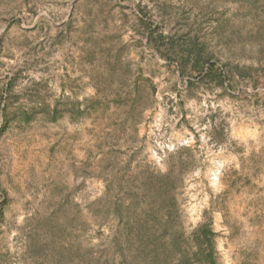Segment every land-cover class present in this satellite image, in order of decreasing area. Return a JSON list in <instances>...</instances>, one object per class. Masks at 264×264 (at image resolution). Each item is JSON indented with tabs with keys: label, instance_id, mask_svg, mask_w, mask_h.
Here are the masks:
<instances>
[{
	"label": "rangeland",
	"instance_id": "374dc122",
	"mask_svg": "<svg viewBox=\"0 0 264 264\" xmlns=\"http://www.w3.org/2000/svg\"><path fill=\"white\" fill-rule=\"evenodd\" d=\"M201 224L264 264V0H0V264H163Z\"/></svg>",
	"mask_w": 264,
	"mask_h": 264
},
{
	"label": "trees",
	"instance_id": "16d2710c",
	"mask_svg": "<svg viewBox=\"0 0 264 264\" xmlns=\"http://www.w3.org/2000/svg\"><path fill=\"white\" fill-rule=\"evenodd\" d=\"M213 237L211 228L201 224L194 228L185 239L183 235H178L170 241H164L163 264H217ZM140 247L138 252L142 256L146 254L145 252L152 253L154 256L157 254H155V245ZM142 264H153V262L144 258Z\"/></svg>",
	"mask_w": 264,
	"mask_h": 264
}]
</instances>
